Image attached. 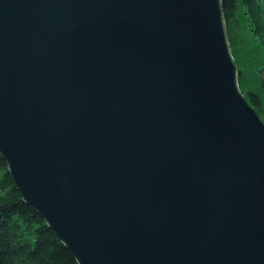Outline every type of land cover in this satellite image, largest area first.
<instances>
[{"label":"water","instance_id":"95a60500","mask_svg":"<svg viewBox=\"0 0 264 264\" xmlns=\"http://www.w3.org/2000/svg\"><path fill=\"white\" fill-rule=\"evenodd\" d=\"M0 155L77 264H264L222 0H0Z\"/></svg>","mask_w":264,"mask_h":264},{"label":"trees","instance_id":"16d2710c","mask_svg":"<svg viewBox=\"0 0 264 264\" xmlns=\"http://www.w3.org/2000/svg\"><path fill=\"white\" fill-rule=\"evenodd\" d=\"M238 84L264 121V0H222ZM0 264H77L27 205L0 155Z\"/></svg>","mask_w":264,"mask_h":264}]
</instances>
